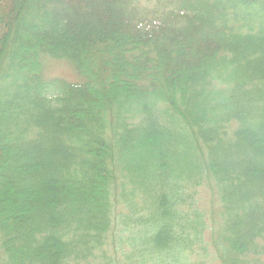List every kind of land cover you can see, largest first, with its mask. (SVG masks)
<instances>
[{"label": "trees", "instance_id": "obj_1", "mask_svg": "<svg viewBox=\"0 0 264 264\" xmlns=\"http://www.w3.org/2000/svg\"><path fill=\"white\" fill-rule=\"evenodd\" d=\"M157 4L0 0V264H264V0Z\"/></svg>", "mask_w": 264, "mask_h": 264}, {"label": "rangeland", "instance_id": "obj_2", "mask_svg": "<svg viewBox=\"0 0 264 264\" xmlns=\"http://www.w3.org/2000/svg\"><path fill=\"white\" fill-rule=\"evenodd\" d=\"M158 0H139V6L143 9V13H147L146 15L150 13L158 14L163 11L156 10L158 8ZM42 66H41V73H42V80L49 81L54 79H65L70 81H78L80 79V75L75 70V68L72 66V64L65 59H57L53 58L51 56H42ZM43 67V68H42ZM0 194L2 197V200L4 201V204L9 206L10 204V198H9V190L7 187H0ZM211 192L209 188H198L197 195L195 196V199L199 202V207L201 209L209 210L210 208V198ZM209 233L206 234L208 236ZM206 244V243H205ZM197 252H200V256L198 258H204L205 264H221L218 260L216 255L214 254L211 247L207 248V254H204L202 250L196 249ZM203 260V259H202Z\"/></svg>", "mask_w": 264, "mask_h": 264}]
</instances>
